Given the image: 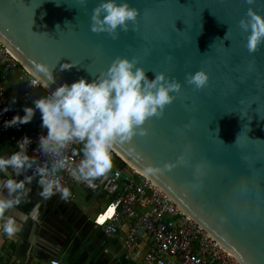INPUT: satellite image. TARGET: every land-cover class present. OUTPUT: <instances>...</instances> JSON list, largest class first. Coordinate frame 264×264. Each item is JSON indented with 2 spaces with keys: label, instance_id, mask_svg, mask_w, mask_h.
Returning a JSON list of instances; mask_svg holds the SVG:
<instances>
[{
  "label": "water",
  "instance_id": "obj_1",
  "mask_svg": "<svg viewBox=\"0 0 264 264\" xmlns=\"http://www.w3.org/2000/svg\"><path fill=\"white\" fill-rule=\"evenodd\" d=\"M100 0H0V42L32 75L49 65L55 83L94 79L117 57H136L149 80L156 72L181 83L145 136L112 153L163 191L239 264H264V43L246 48L238 22L245 0H127L135 25L113 39L90 30ZM121 0H117L120 3ZM264 16V0L251 5ZM227 33V34H226ZM73 62L70 70L60 64ZM203 69L196 89L186 73ZM187 125V127H185ZM175 166L145 174L148 163Z\"/></svg>",
  "mask_w": 264,
  "mask_h": 264
},
{
  "label": "clouds",
  "instance_id": "obj_2",
  "mask_svg": "<svg viewBox=\"0 0 264 264\" xmlns=\"http://www.w3.org/2000/svg\"><path fill=\"white\" fill-rule=\"evenodd\" d=\"M255 2L245 0L249 7L238 22L241 31L248 33L245 46L249 53L256 52L264 43V16L251 7ZM137 16L138 9L130 6L127 0L120 3L117 0H100L92 9L90 30L107 33L116 39L119 35L117 29L127 32L128 22L135 25ZM0 39H4L2 33ZM32 64L34 78L30 80V85L48 90L55 83L51 68L40 61L34 60ZM137 64L136 57L117 56L106 70H101L91 81L81 77L71 84H59L46 95L35 98L34 107L25 106L23 116L14 115L5 122L6 127L28 123L35 110H39L41 127L47 130L39 137V148L44 154L57 157L50 165L36 167L39 196L44 200L56 194L63 200L70 196L69 188L63 186L59 179V174L67 170L69 163L62 155L63 149L71 144L80 145L81 158L71 171L75 180L91 184L107 177L113 169L114 145L130 144L134 136L147 135L146 122L153 116H162L166 105L175 99L173 93L180 92L181 83L177 79H169L163 72H156L155 78L149 80L144 68ZM74 66L73 62H64L60 64V70H70ZM208 79L202 68L185 74V82L196 89L204 88ZM28 143L29 138L25 136L17 141L19 151L7 157L0 155V175L4 177L0 179V231L8 237L21 231V225L12 213L27 202L31 192L26 186L31 183V176L15 178L35 163L26 152ZM174 166L167 162L162 167L148 163L143 171L155 175L170 171ZM39 209L40 205L36 204L30 210L34 219L39 215Z\"/></svg>",
  "mask_w": 264,
  "mask_h": 264
},
{
  "label": "built area",
  "instance_id": "obj_3",
  "mask_svg": "<svg viewBox=\"0 0 264 264\" xmlns=\"http://www.w3.org/2000/svg\"><path fill=\"white\" fill-rule=\"evenodd\" d=\"M0 71L15 75L23 90L39 91L41 96L50 91L39 85L31 86L30 80L34 77L1 42ZM7 85L0 80V136L11 141L17 149V141L25 136L29 138L26 152L35 160L30 169L50 165L57 157L46 155L39 148V137L47 131L41 124L5 126V122L14 115H24L23 105L10 100ZM79 149L80 145L71 144L62 150L69 163L67 170L59 174V179L70 190L68 199L62 200L68 202L74 199L75 184L110 195L112 200L96 214L94 223L107 236L116 234L120 225L125 224L127 228L122 244L130 254L137 250L143 240L142 235L147 236L149 242L147 250L141 255L140 264H239L205 230L184 215L163 191L124 163L111 170L107 177L91 184L75 180L71 171L81 158ZM49 264L66 263L50 259Z\"/></svg>",
  "mask_w": 264,
  "mask_h": 264
},
{
  "label": "crops",
  "instance_id": "obj_4",
  "mask_svg": "<svg viewBox=\"0 0 264 264\" xmlns=\"http://www.w3.org/2000/svg\"><path fill=\"white\" fill-rule=\"evenodd\" d=\"M6 75V74H3ZM5 81L11 96L19 98L26 90L15 75ZM28 92H31L28 90ZM35 114L30 121L35 124L40 120ZM19 151L9 140L0 136V155L10 156ZM31 176L32 181L26 186L31 189L27 202L13 210L21 231L8 237L0 231V264H49L50 259H57L66 264H140L143 252L147 250L149 239L142 235V242L137 250L128 253L122 241L127 226L121 224L118 232L107 236L95 225L94 218L111 200L105 192H93L80 184L74 185L75 197L63 201L56 194L44 200L39 196V177L36 169H27L16 179ZM4 177L0 175V179ZM7 194L6 189L4 190ZM40 205L39 215L34 219L30 210Z\"/></svg>",
  "mask_w": 264,
  "mask_h": 264
},
{
  "label": "trees",
  "instance_id": "obj_5",
  "mask_svg": "<svg viewBox=\"0 0 264 264\" xmlns=\"http://www.w3.org/2000/svg\"><path fill=\"white\" fill-rule=\"evenodd\" d=\"M3 74H5V73L0 71V80L1 81H3V82L9 81L10 82L12 80L11 74H6V75H3ZM8 95H9L10 100L13 101V98H15V101L21 103L23 105V107H25V106L34 107L33 100L35 98L41 96V93L39 91H31V92L27 91V92H24L19 98L11 96L9 94V92H8ZM37 115H38V117H40V120L38 122H36L35 124L40 125L41 124V114H37ZM28 123L31 124L30 122H28ZM112 156H113V169H115L116 167H118L123 162L115 154L112 153Z\"/></svg>",
  "mask_w": 264,
  "mask_h": 264
},
{
  "label": "bare ground",
  "instance_id": "obj_6",
  "mask_svg": "<svg viewBox=\"0 0 264 264\" xmlns=\"http://www.w3.org/2000/svg\"><path fill=\"white\" fill-rule=\"evenodd\" d=\"M111 212V209L108 211V214Z\"/></svg>",
  "mask_w": 264,
  "mask_h": 264
}]
</instances>
